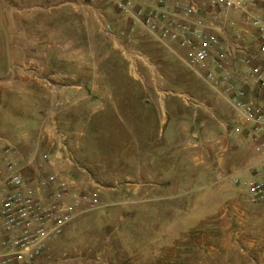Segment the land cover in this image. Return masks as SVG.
<instances>
[{
    "label": "rangeland",
    "instance_id": "rangeland-1",
    "mask_svg": "<svg viewBox=\"0 0 264 264\" xmlns=\"http://www.w3.org/2000/svg\"><path fill=\"white\" fill-rule=\"evenodd\" d=\"M1 2L15 74L0 82V136L40 141L104 203L49 239L40 264H264L241 136L194 72L108 3Z\"/></svg>",
    "mask_w": 264,
    "mask_h": 264
},
{
    "label": "built area",
    "instance_id": "built-area-1",
    "mask_svg": "<svg viewBox=\"0 0 264 264\" xmlns=\"http://www.w3.org/2000/svg\"><path fill=\"white\" fill-rule=\"evenodd\" d=\"M83 1L111 5L226 104L232 130L253 152L243 169L248 173L245 202L254 211L245 224L263 225L264 14L255 13L254 0ZM244 34L253 40L246 41ZM0 145V264H40L49 239L103 206L100 189L89 178L69 175L56 163V152L41 151L40 141L21 135L10 142L0 136ZM222 178L218 174L216 182Z\"/></svg>",
    "mask_w": 264,
    "mask_h": 264
},
{
    "label": "crops",
    "instance_id": "crops-1",
    "mask_svg": "<svg viewBox=\"0 0 264 264\" xmlns=\"http://www.w3.org/2000/svg\"><path fill=\"white\" fill-rule=\"evenodd\" d=\"M171 2H175V3H184L186 2L187 0H169ZM256 6H255V13L256 14H264V0H254ZM243 25L244 27L250 31L251 33H255V30L254 29H251L248 24L246 22H243ZM244 37L246 38V41H249L251 42L253 39L248 35V34H244ZM131 70H134L136 74H133L131 72ZM130 73L135 77H139L138 73L136 72V69H135V66H134V63L131 64L130 66ZM53 103H54V100H53ZM228 138L232 135L228 134ZM235 135V133H234ZM239 137V135H237ZM227 138V137H226ZM241 138V141L243 143V146L241 148V158L239 161H242V162H246V164L251 160L252 156H253V152L250 148V145L247 144L243 139L242 137ZM225 139V138H224ZM202 160V159H201ZM264 227V224L262 225Z\"/></svg>",
    "mask_w": 264,
    "mask_h": 264
},
{
    "label": "water",
    "instance_id": "water-1",
    "mask_svg": "<svg viewBox=\"0 0 264 264\" xmlns=\"http://www.w3.org/2000/svg\"><path fill=\"white\" fill-rule=\"evenodd\" d=\"M0 26L5 33V51L7 56V63L10 70V75L8 77L0 78V82L8 81L14 77L15 71L11 63V51H10V40L7 27L3 23V6L0 0Z\"/></svg>",
    "mask_w": 264,
    "mask_h": 264
},
{
    "label": "bare ground",
    "instance_id": "bare-ground-1",
    "mask_svg": "<svg viewBox=\"0 0 264 264\" xmlns=\"http://www.w3.org/2000/svg\"><path fill=\"white\" fill-rule=\"evenodd\" d=\"M133 74H136L134 70H131Z\"/></svg>",
    "mask_w": 264,
    "mask_h": 264
}]
</instances>
